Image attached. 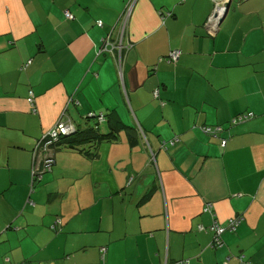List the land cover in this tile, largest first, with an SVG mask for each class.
<instances>
[{
  "label": "crops",
  "instance_id": "1",
  "mask_svg": "<svg viewBox=\"0 0 264 264\" xmlns=\"http://www.w3.org/2000/svg\"><path fill=\"white\" fill-rule=\"evenodd\" d=\"M127 5L119 70L99 49ZM211 9L0 0V264H264V0H231L214 34ZM59 119L116 137L97 156L52 148L32 186L37 141Z\"/></svg>",
  "mask_w": 264,
  "mask_h": 264
},
{
  "label": "built area",
  "instance_id": "2",
  "mask_svg": "<svg viewBox=\"0 0 264 264\" xmlns=\"http://www.w3.org/2000/svg\"><path fill=\"white\" fill-rule=\"evenodd\" d=\"M213 8L210 12V14L208 15L205 25H207L210 30L209 32H211L213 34V30L216 27V22L217 19L219 17V14L221 13V10L224 6V3L227 0H213ZM129 9H130V5H127V7L125 8V10L123 11V14L121 16V18L118 20L119 25H118V31H117V40L116 42L113 44L112 47L109 46L110 44V37H111V33L107 34L106 37L102 38L101 40V47L99 49V51H116V53L114 54L115 57V61L117 63V66L119 68V70H121V59H122V52L124 48H128L130 46L129 43H127V45H123V34H124V29L128 20V16H129ZM170 14V13H168ZM64 17L66 19H71L72 18V14L69 10H65L64 11ZM97 25H101V22L98 21ZM181 54V51L179 49H173L169 52L168 56H167V61L168 62H175L179 56ZM34 94L32 92V90L28 91V97H27V102L29 103V105L31 106V110L34 113L36 111L35 107H34ZM251 114H243L241 115L237 120L242 121L245 120L246 118H248V116ZM95 117V116H94ZM98 119H101L100 117L102 116H98ZM233 123L236 122L235 120L232 121ZM70 123V122H69ZM66 121L63 120H57V122L55 123L54 127L46 134H44L42 136L41 139H39L37 141L36 147H35V151H36V156L34 158L35 164L32 167V176L35 179H39L40 178V174L43 171L49 170L52 166V164L54 163V159H53V152H52V144L61 136V135H65V134H71L74 132L75 130V126L74 124H69ZM74 128H73V127ZM207 132L213 133L214 130L213 129L211 131L210 128H206ZM33 181V180H32ZM241 217H234V218H230L227 222L226 226H219L217 224L214 225L213 227V232H214V240L213 242L210 244L211 248H216L219 247L221 242L219 240V235L222 234L224 231L228 230V231H235L236 227L239 225V223L241 222ZM101 253L103 254L105 251L104 247L100 248ZM240 262L242 264H252L249 261L244 259L243 255H240L239 258ZM7 260V259H6Z\"/></svg>",
  "mask_w": 264,
  "mask_h": 264
},
{
  "label": "trees",
  "instance_id": "3",
  "mask_svg": "<svg viewBox=\"0 0 264 264\" xmlns=\"http://www.w3.org/2000/svg\"><path fill=\"white\" fill-rule=\"evenodd\" d=\"M212 1V8H213V0H211ZM230 8V7H229ZM212 10V9H211ZM229 10V9H228ZM211 12V11H210ZM228 12V11H227ZM208 17V16H207ZM207 19V18H206ZM218 29H219V27H218ZM209 34V33H208ZM210 35V34H209ZM243 114H248V113H245V112H243V113H239V114H237V115H235V116H233L232 117V120L229 122V123H231V124H233V120H235L236 122H234V123H237L238 121L237 120H239L238 118L241 116V115H243ZM249 114H251L252 115V113H249ZM250 115V116H251ZM102 117H107V119H109L111 116H109V114H106V115H104V116H102ZM89 119V118H88ZM96 120H98V118H96ZM97 122H99V120L97 121ZM83 128V127H82ZM217 130V129H216ZM216 131L214 130V132L213 133H215ZM86 134H90V135H93V137H90V136H87V137H83L84 135H86ZM97 135V136H96ZM82 137H83V139H82ZM116 137V134H115V132H112V131H109L107 134H104V133H97V128L96 127H90V126H88V127H86V128H84V129H80V128H77L76 127V129L74 130V132L73 133H71V134H65V135H61L53 144H52V148H54V149H57V148H61V147H68V148H74V149H78V146H80V145H83L84 143L86 144V143H91V147L93 148V149H97V147H98V143H100L101 141H103V140H106V139H108V140H110V139H113V138H115ZM84 140V143L83 142H81V141H83ZM79 151H81L83 154H85V155H88V156H97V150H95V151H92L91 152V150H85L84 148H82V149H78ZM41 176H42V174H40ZM40 176V177H41ZM39 182L40 181V178L39 179H35V178H33V184H32V186H34L35 184H34V182ZM7 259V260H6ZM5 261H7V264H11V263H9V261H10V259L9 258H5Z\"/></svg>",
  "mask_w": 264,
  "mask_h": 264
},
{
  "label": "water",
  "instance_id": "4",
  "mask_svg": "<svg viewBox=\"0 0 264 264\" xmlns=\"http://www.w3.org/2000/svg\"><path fill=\"white\" fill-rule=\"evenodd\" d=\"M230 4H231V0H227V1L224 3V6H223V8H222V10H221V13L219 14V17H218V19H217L216 27H215V29L212 31L213 34L217 32L220 23L222 22L223 18L225 17V15H226V13H227L229 7H230ZM205 29L208 30V31L210 30V28H209L207 25H205ZM122 38H123V36H122ZM116 40H117V37H116V36H114V37H110V44H109V46L112 47L113 44L116 42ZM88 118H93V116H89ZM72 127H73V126H72ZM73 128H74V127H73Z\"/></svg>",
  "mask_w": 264,
  "mask_h": 264
},
{
  "label": "rangeland",
  "instance_id": "5",
  "mask_svg": "<svg viewBox=\"0 0 264 264\" xmlns=\"http://www.w3.org/2000/svg\"><path fill=\"white\" fill-rule=\"evenodd\" d=\"M64 148H66V147H62L61 149H64ZM82 148H84L85 150H88L89 149V150H91V152L92 151H95V150H97V152H98V147H97V149H93L91 147V143H86V144H83V145L78 146V149H82Z\"/></svg>",
  "mask_w": 264,
  "mask_h": 264
}]
</instances>
